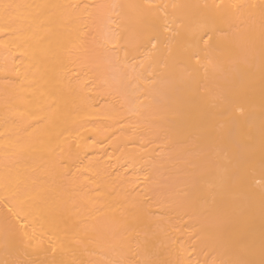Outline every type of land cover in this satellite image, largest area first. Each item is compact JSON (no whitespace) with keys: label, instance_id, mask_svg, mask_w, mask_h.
I'll return each mask as SVG.
<instances>
[{"label":"bare ground","instance_id":"obj_1","mask_svg":"<svg viewBox=\"0 0 264 264\" xmlns=\"http://www.w3.org/2000/svg\"><path fill=\"white\" fill-rule=\"evenodd\" d=\"M0 264H264V0H0Z\"/></svg>","mask_w":264,"mask_h":264}]
</instances>
